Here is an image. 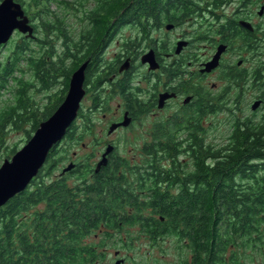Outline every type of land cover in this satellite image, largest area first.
Masks as SVG:
<instances>
[{
  "label": "flooded vegetation",
  "instance_id": "af4514ba",
  "mask_svg": "<svg viewBox=\"0 0 264 264\" xmlns=\"http://www.w3.org/2000/svg\"><path fill=\"white\" fill-rule=\"evenodd\" d=\"M163 1L160 7L165 9L157 13L161 17L156 14L148 18L149 29L142 40L143 46L137 39L133 50L127 51L128 39L119 35L124 26H113L111 33L101 36L104 41L92 64L84 59L71 72L72 77L77 68L87 63L84 93L73 122L77 141L83 140L86 133L94 135L92 115L96 113H102L107 120L102 128L106 136H95L90 142L82 143L85 148L91 147L86 159L89 163L82 166L70 160L75 164L73 171L76 167L80 169V181L77 182L72 170L60 172L58 176L68 177L69 182L70 177H75L72 182L79 185L74 189L76 204L86 209L84 214H91L90 209L94 211V217H83L82 227L72 226V234H60L68 249L58 250L49 244L52 249L48 250L47 257H44L46 251L39 249L37 264H264V242L257 240L264 236L236 233L213 249L198 248L194 244L196 236L188 232V226L182 221L176 224L157 212V203L151 195L155 182L163 193L167 190L168 194L177 195L183 190V180L189 172L166 169L180 176L175 183L154 176L149 180L153 184L139 185L147 178L137 177V174L156 172L143 169L155 162L173 166L174 156L146 152L145 146L155 145L166 137L182 143L193 139L196 133L202 137L201 130L213 127L209 118L221 108L230 112L232 121L254 118L264 122V0ZM134 28V34L129 37L139 34V28L136 25ZM81 33H71V63L72 46L78 56L83 55L82 49L76 48ZM35 36L25 37L37 42ZM119 37L123 44L118 41ZM219 51L217 65L208 68L207 63ZM148 52L153 56L155 67L143 61ZM57 81L54 80L55 84H61ZM65 82H62V91L66 88ZM69 86L70 82L58 106ZM36 88L44 92L47 87L39 84ZM54 95L52 92L47 95L48 109L58 101ZM247 111L250 113L246 114ZM161 113L164 115L160 116ZM78 120L87 127L76 134ZM146 123L150 125L145 126ZM114 124L117 127L110 130ZM165 127L169 132L163 133ZM128 143L139 144L138 149L128 148L121 153L120 144ZM110 145L113 148L105 157L106 164L99 166ZM132 150L136 153L128 155ZM177 159L186 162L189 156L180 154ZM90 161H96L94 166L91 167ZM100 176L113 179L117 186L83 187V184L97 183ZM125 181L135 184L121 186ZM115 187L120 191H134L132 196L136 200L113 201L117 196L110 192ZM189 187L194 189L190 183ZM25 259L27 264L33 263L29 257Z\"/></svg>",
  "mask_w": 264,
  "mask_h": 264
},
{
  "label": "trees",
  "instance_id": "16d2710c",
  "mask_svg": "<svg viewBox=\"0 0 264 264\" xmlns=\"http://www.w3.org/2000/svg\"><path fill=\"white\" fill-rule=\"evenodd\" d=\"M17 1L22 3V7L30 16L38 47L31 45V40L23 33L22 38L14 39L5 58H0V100L7 93L12 96L0 106V160L3 157V149L8 150L7 159L9 154L17 151V144L10 147L6 143L8 130L23 129L25 124L31 123L33 129L26 131L28 138L32 136V131L36 130L40 121L48 118L63 99L73 68L84 59L92 64L94 58H97L100 43L104 41L101 39L102 35L111 33L110 28L113 26L135 24L139 28V34L129 37L126 42V50L132 51L135 40L142 42L143 38L147 37L148 18L156 16L161 8L165 9V6L160 7L164 4L163 0H94L95 3L91 6H88L91 0ZM54 2L58 9L53 11L50 5ZM72 10H82L84 15L73 17L82 23L81 40L76 42V48L82 49L83 55L78 56L72 46L71 63L69 42L73 36L71 37L72 21L70 23L69 19H72ZM157 16L161 17L158 14ZM31 19L38 22L33 23ZM59 41L62 51L58 49ZM24 66L31 70L25 71L22 69ZM26 74L30 76L29 79L25 77ZM59 76L66 80V88L61 91L63 93L59 95L54 107L45 111L32 96L30 97V88L37 84L33 83L36 80L47 87L46 92L54 86L58 90L60 88L54 80ZM31 82L34 85H31ZM62 85L63 83L61 88ZM86 127L85 125L83 130ZM229 127L230 132L220 142L208 141V129L204 128L201 130L204 133L202 137L196 133L193 139L186 143L166 137L162 142L145 146L146 152L174 156L173 166H162L155 162V165H148L143 169L156 172L137 174V177L147 178L138 183L139 185H150L153 183L149 180L154 176L158 180L172 183L180 180L177 172L168 173L169 170L189 172L185 174L183 190L177 195L172 196L167 190L163 193L158 182H155L151 195L157 203L155 208L158 213L164 218H171L176 224L182 221L189 227L188 232L196 236L194 244L199 246L198 248L213 249L236 233L264 236V122L243 118L232 121ZM72 128L73 123L62 140L76 139V130ZM167 129L168 127H165L163 133L169 132ZM59 145L60 143H57L51 147L44 166L27 188L0 207V264H27L25 256L33 261L32 264H37L38 250L46 251L44 257H47L48 250L52 249L49 244L58 250H66L69 246L62 243L60 234H72V226L82 227L83 217H94V211L88 209L91 214H84L86 209H81L76 204L74 191L79 185L75 184L73 188L68 177L51 178L52 172L60 167L59 164L69 158V149L60 152ZM185 153L189 160L180 162L177 157ZM78 171L80 169L76 167L73 172ZM97 180V183L83 184V187L117 186L116 181L106 179V176H100ZM189 183L194 185V189L190 190ZM125 184L135 183H120L121 186ZM110 193L117 196L116 199L112 198L113 201L136 200L132 196L135 193L132 190L120 191L115 187ZM169 202H176L178 205L168 204ZM257 240L264 242V238Z\"/></svg>",
  "mask_w": 264,
  "mask_h": 264
},
{
  "label": "water",
  "instance_id": "95a60500",
  "mask_svg": "<svg viewBox=\"0 0 264 264\" xmlns=\"http://www.w3.org/2000/svg\"><path fill=\"white\" fill-rule=\"evenodd\" d=\"M22 6V3L17 0H2L0 2V46L6 44L15 31H20L27 34V36H33L34 27ZM220 51L210 63H207L208 68L217 65ZM143 61L149 62L152 67H155L153 56L150 52L144 54ZM86 64H82L72 75L67 95L62 103L55 108L56 110L48 118L40 121L32 136L11 158H6L1 162L0 207L27 188L26 186L31 183L44 166L45 160L52 149L51 147L57 143L59 144L74 119H76L78 107H80L84 93L83 80ZM115 127H117V124L112 125L110 130ZM112 148L111 145L108 146L104 157L99 162V166L106 164L107 158L105 157L111 153ZM74 166V162H70L60 172L70 171Z\"/></svg>",
  "mask_w": 264,
  "mask_h": 264
},
{
  "label": "rangeland",
  "instance_id": "374dc122",
  "mask_svg": "<svg viewBox=\"0 0 264 264\" xmlns=\"http://www.w3.org/2000/svg\"><path fill=\"white\" fill-rule=\"evenodd\" d=\"M71 1H74V0H71ZM95 1L94 0H91L89 3H88V6L90 5H94ZM55 2L52 3L50 5L51 9L54 11L56 9H58L56 6H55ZM72 19H69L70 23L72 21V25H71V31L72 33H75L76 35L79 34V32H81V29H82V23L80 22V20H74L73 17H75L76 15L78 16H83L84 15V12H82V10H72ZM30 17V16H29ZM33 23H36L38 21L36 20H33L31 19ZM134 30H136V28H134V25H124V27L122 28V31L120 32V36H123V38H127L129 39V36L134 34ZM14 34L12 35V42L11 41H8L6 44H4L3 46H0V58L1 59H4L5 56L10 52L13 43H14V39H20L22 38V36H24L23 33H20L19 31H15L13 32ZM121 37H119L118 41L120 40ZM10 39V40H11ZM122 39V38H121ZM120 44H123L124 42L122 41H119ZM61 42L59 41L57 44L59 45L58 46V49L59 51H62V47H61ZM31 45L35 46L36 45V42L35 41H32L31 42ZM35 47H38L37 45ZM110 50V49H109ZM108 50V51H109ZM113 51V49H112ZM112 51L110 52V55L112 54ZM43 52V51H42ZM109 53V52H108ZM27 66H24L22 67V69H26ZM25 77L27 79L30 78V76L28 74L25 75ZM65 79L63 80V77L62 76H59L58 77V81L57 82H64ZM210 81H212L210 79ZM36 82L37 84H35L34 86H32L30 88V97L32 96L35 100L36 103H38L40 106H42L41 109L47 111L49 110L46 105L49 103V99H48V93L52 92L54 93V98H56V100L58 99L59 95L62 94L61 91H62V88H61V84H58V88L60 89H56V87L54 86L53 89L49 90V91H42V90H38L36 87L39 85L38 81H34ZM32 83V82H31ZM12 97L10 95V93H7L6 95H4V97H2V100H0V106L5 104V102L9 101ZM47 97V98H46ZM55 100V101H56ZM58 106V105H57ZM223 108L220 109V111L216 114H212L211 117L209 118L211 121H213L214 125L213 127H209L208 129V141H213V142H220V140H222V138H226L227 134L230 132V127L231 126V123H232V115L229 114L230 112L227 111V110H222ZM250 112L247 111L246 114H249ZM164 115V113H161L160 116ZM94 117V125H95V129H94V135L92 134H89V133H86L85 137L83 138V140H78L77 141V138L76 139H73L72 141H70L68 138L64 139V140H61L59 143V148H60V152H63V150L65 149H69V158L68 159H65L64 163H60V167L56 168V170L54 172H52L53 174L51 175V178L53 177H57L59 174H60V171H62L63 167L67 166L69 163H70V160H74L78 163H80V165H82L83 163L86 165L88 162L87 157L89 156L90 154V150H91V147H88V148H85V146H82V143L83 142H90L91 138L93 137H99V138H105L106 136V133H103L102 132V128L104 126V124L106 123V118L103 116L102 113H96L95 116L92 115ZM78 124L77 125V133L76 134H79L81 133L80 131L84 132L82 126L86 125L84 123L83 125V122L78 120ZM144 122V120H143ZM209 124V123H208ZM150 124H145V126H149ZM207 125V124H206ZM25 128V129H24ZM23 129H9L8 130V134H7V145L10 146V147H13L14 144H17V150H19V148H21L26 142L27 140L29 139L28 138V134H27V131L26 129H33L32 127V124L31 123H27L25 124V127ZM34 133V131H32V134ZM138 145L139 144H134V143H128L127 145H121L120 144V150H121V153H125L127 152L126 150L128 148H133V149H138ZM66 147V148H64ZM3 157L2 159L0 160V165L2 164L1 162L4 161V158L6 159L7 158V151L6 149H3ZM74 153H76V156L74 155ZM132 153H136L134 150H132L131 153L128 152V155L129 154H132ZM9 154V153H8ZM14 154V153H13ZM13 154H9V157L8 158H11L13 156ZM60 154V153H59ZM58 154V155H59ZM92 162L91 164V167L94 166V164L96 163V161H90ZM62 164V165H61ZM83 166V165H82ZM46 170L43 171V173H45ZM76 175L75 177L77 178V182L80 181L79 180V175H78V172H75ZM74 176L70 177V180L71 182L74 180L75 178ZM69 181V179H68ZM75 185L77 183H73L72 182V185ZM43 204L40 205V207H42Z\"/></svg>",
  "mask_w": 264,
  "mask_h": 264
}]
</instances>
